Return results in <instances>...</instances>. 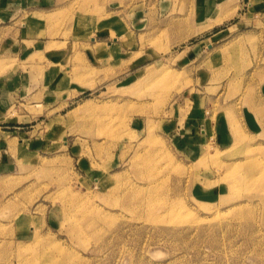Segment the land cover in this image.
<instances>
[{
  "label": "rangeland",
  "instance_id": "obj_1",
  "mask_svg": "<svg viewBox=\"0 0 264 264\" xmlns=\"http://www.w3.org/2000/svg\"><path fill=\"white\" fill-rule=\"evenodd\" d=\"M0 29V264H264V0H0Z\"/></svg>",
  "mask_w": 264,
  "mask_h": 264
},
{
  "label": "crops",
  "instance_id": "obj_2",
  "mask_svg": "<svg viewBox=\"0 0 264 264\" xmlns=\"http://www.w3.org/2000/svg\"><path fill=\"white\" fill-rule=\"evenodd\" d=\"M14 31H15V30H14ZM23 31H24V30H23ZM0 32H3V30L0 29ZM101 33L104 34V31H102ZM105 33L109 34V31H106ZM14 35H15V34H14ZM23 36H24L23 39L26 40V36H25V35H23ZM91 38H92L93 40H96L97 36H95V35H91ZM116 41H118V38L115 37V36H113V37L111 38V40L107 39L106 42H107V45H108V46H113V45L115 44ZM27 42H29V41H27ZM29 50H30V49H29ZM36 51H37V49H36ZM24 52H27V51H24ZM37 52H39V51H37ZM34 53H35V50H32V52H30V53H29V52H27V53H23V55H24V57H27V58H28V55L31 56V55H33ZM36 54H37V53H36ZM35 68L39 69L38 67H35ZM4 84H5V82L1 84L2 88H4V86H3ZM27 85H28V86H32V91H33V92L39 90V88L36 86L37 83L34 82L33 80H32V82L29 81V83H27ZM24 89H28V88H24ZM28 90H29V89H28ZM35 105H36V104H35ZM200 130H201V132L203 133V135L205 134V135L209 136V134H208V129H207V127H206L205 125H203V127L200 128Z\"/></svg>",
  "mask_w": 264,
  "mask_h": 264
},
{
  "label": "bare ground",
  "instance_id": "obj_3",
  "mask_svg": "<svg viewBox=\"0 0 264 264\" xmlns=\"http://www.w3.org/2000/svg\"><path fill=\"white\" fill-rule=\"evenodd\" d=\"M136 193V192H135ZM140 193V192H139ZM137 194V193H136Z\"/></svg>",
  "mask_w": 264,
  "mask_h": 264
}]
</instances>
